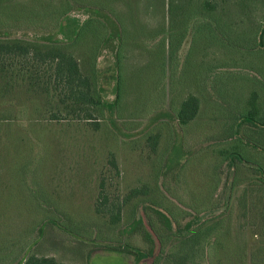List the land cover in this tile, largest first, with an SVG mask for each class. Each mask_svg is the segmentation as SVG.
Here are the masks:
<instances>
[{"label":"rangeland","instance_id":"1","mask_svg":"<svg viewBox=\"0 0 264 264\" xmlns=\"http://www.w3.org/2000/svg\"><path fill=\"white\" fill-rule=\"evenodd\" d=\"M92 2L128 26L115 110L67 114L53 69L38 80L26 62L0 64V264H264V179L253 170L264 169V129L236 127L233 109L246 62L262 70L264 0ZM90 15L72 12L74 31ZM24 32L42 40L12 36ZM118 44L96 63L105 104L117 98ZM75 55L83 65L87 47ZM249 83L261 95V81ZM191 96L199 110L184 124L177 111Z\"/></svg>","mask_w":264,"mask_h":264},{"label":"trees","instance_id":"2","mask_svg":"<svg viewBox=\"0 0 264 264\" xmlns=\"http://www.w3.org/2000/svg\"><path fill=\"white\" fill-rule=\"evenodd\" d=\"M77 11L86 12L87 15L91 13V15L74 31V28L77 27V20L69 18V16L72 12ZM63 24L64 26H62ZM70 26L71 31H67L70 38L56 40L52 37L54 32H60L63 27L70 28ZM21 30H31L35 36L42 33V40L36 38V40H31L25 32L22 37L12 36L13 31L18 33ZM126 36L128 37V26L115 10L112 12V9H109L107 13L104 10L100 11L96 9L92 0L50 2L19 0L18 3L0 0V64L14 63L15 61L26 62L32 67V77L38 80H41L42 72L46 74V66L53 69V76L48 75V81L52 80L59 88L62 95L60 103L64 106L65 111L67 114L77 113L79 115V113H83L86 121L94 119L93 112L101 114L103 109L115 110L125 95V50L128 43ZM116 39L119 42L116 51L117 98L114 103L105 104L98 89L96 63L101 50ZM79 45L86 46L88 51L87 59L83 60L85 61L83 65L82 60L75 55ZM42 66L44 67L40 68ZM47 83L49 84V82ZM198 105V100L195 97H188L177 111L178 120L184 124L193 120L198 113ZM256 118V116H247L243 120L264 128V121H259ZM233 159L243 161L240 154H233ZM253 170L258 171L264 179L262 167ZM202 219L196 218L189 223L186 231H192L193 227L198 225ZM24 264L61 263L56 262L53 258L31 256L26 259Z\"/></svg>","mask_w":264,"mask_h":264},{"label":"crops","instance_id":"3","mask_svg":"<svg viewBox=\"0 0 264 264\" xmlns=\"http://www.w3.org/2000/svg\"><path fill=\"white\" fill-rule=\"evenodd\" d=\"M249 1L250 0H248V2ZM259 24L261 25L260 31H259L260 40L258 41V43L260 45L258 44L257 49H253V50H254V52L260 51L263 53L264 52V40L262 41L261 38L264 35V19ZM251 26H252V23L248 27H251ZM251 61H252V57H251ZM262 65L263 66H261L262 67V70H261V68H259V66H255L254 63L252 64V62H251V64L248 65V63L246 62L245 68L243 69V72L240 74V76H242L243 78H246V77L247 78L241 81L242 87L245 88V90L241 92L242 95L239 98H235L233 96V109H237V111L240 112V113H238V117L241 118V119H239L240 122L236 123V127H238L240 124H251V123L247 122L246 120H243L244 117L264 115V113H262L264 110V90L262 89V88H264V80H263L264 79V60L262 61ZM218 66L220 67L223 65L219 64ZM246 66H248V67H246ZM233 72H234V69H233ZM251 73H253V75ZM255 78H257V81H261L260 86L261 85L263 86L261 88V90H259V93H261L262 96L259 95L257 92H253V90H247V85L250 84L249 82H253L255 80ZM222 102H223L222 106H225L224 103L229 102V99L228 98H225V99L222 98ZM235 103H238L237 107H236ZM241 112H243V113L241 114ZM234 116H237V114ZM251 125H253V124H251ZM253 126H255V125H253ZM255 127H257V126H255ZM239 141H244V139L239 138Z\"/></svg>","mask_w":264,"mask_h":264}]
</instances>
